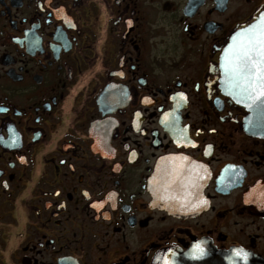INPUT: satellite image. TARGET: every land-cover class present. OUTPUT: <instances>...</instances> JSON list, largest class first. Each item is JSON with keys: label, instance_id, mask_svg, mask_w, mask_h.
<instances>
[{"label": "flooded vegetation", "instance_id": "af4514ba", "mask_svg": "<svg viewBox=\"0 0 264 264\" xmlns=\"http://www.w3.org/2000/svg\"><path fill=\"white\" fill-rule=\"evenodd\" d=\"M261 14L0 0V264H154L199 243L264 260V138L219 65Z\"/></svg>", "mask_w": 264, "mask_h": 264}, {"label": "snow or ice", "instance_id": "6c2138e0", "mask_svg": "<svg viewBox=\"0 0 264 264\" xmlns=\"http://www.w3.org/2000/svg\"><path fill=\"white\" fill-rule=\"evenodd\" d=\"M232 42L225 48L224 68L226 83L232 93L241 101H260L264 104V14L247 28L232 36ZM251 104H249V107ZM206 204V201H203ZM192 256L199 258L204 250L193 246ZM237 256L247 260V253L234 250Z\"/></svg>", "mask_w": 264, "mask_h": 264}, {"label": "water", "instance_id": "95a60500", "mask_svg": "<svg viewBox=\"0 0 264 264\" xmlns=\"http://www.w3.org/2000/svg\"><path fill=\"white\" fill-rule=\"evenodd\" d=\"M255 22H258V19ZM240 30L241 29L237 30L235 33ZM231 38L225 48L229 45V43L232 42ZM225 48L221 52L219 65L222 71L223 84L226 87V93L230 95L237 103L246 107L248 110L249 116L244 122L246 132L251 135L264 138V104H261L259 100L256 102L247 100L238 102L240 98L232 93L229 85L226 83L224 68L222 67V65L225 63ZM249 104H251L250 107ZM198 245L204 250V255L199 258H194L192 256V252L194 250L193 245L185 252L175 250L164 253L162 258H158L154 264H264V260L262 258L247 252V260L242 259L240 256L235 254L234 250L237 249L218 251L202 243H199Z\"/></svg>", "mask_w": 264, "mask_h": 264}]
</instances>
